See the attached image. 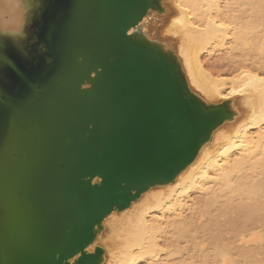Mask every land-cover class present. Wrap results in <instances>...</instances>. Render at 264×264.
Instances as JSON below:
<instances>
[{"label":"water","instance_id":"obj_1","mask_svg":"<svg viewBox=\"0 0 264 264\" xmlns=\"http://www.w3.org/2000/svg\"><path fill=\"white\" fill-rule=\"evenodd\" d=\"M40 1V53L0 49V264H99L95 227L173 181L229 112L128 35L159 0Z\"/></svg>","mask_w":264,"mask_h":264},{"label":"bare ground","instance_id":"obj_2","mask_svg":"<svg viewBox=\"0 0 264 264\" xmlns=\"http://www.w3.org/2000/svg\"><path fill=\"white\" fill-rule=\"evenodd\" d=\"M40 10L38 0L27 38L7 44L21 60L41 51ZM128 35L229 116L173 181L105 217L86 253L100 249L99 264H264V0H159Z\"/></svg>","mask_w":264,"mask_h":264},{"label":"clouds","instance_id":"obj_3","mask_svg":"<svg viewBox=\"0 0 264 264\" xmlns=\"http://www.w3.org/2000/svg\"><path fill=\"white\" fill-rule=\"evenodd\" d=\"M38 0H0V49L24 41Z\"/></svg>","mask_w":264,"mask_h":264},{"label":"rangeland","instance_id":"obj_4","mask_svg":"<svg viewBox=\"0 0 264 264\" xmlns=\"http://www.w3.org/2000/svg\"><path fill=\"white\" fill-rule=\"evenodd\" d=\"M156 35H157V34H156ZM157 36H159V34H158ZM32 43H34V42L32 41Z\"/></svg>","mask_w":264,"mask_h":264}]
</instances>
